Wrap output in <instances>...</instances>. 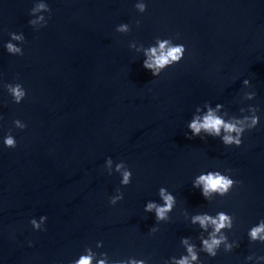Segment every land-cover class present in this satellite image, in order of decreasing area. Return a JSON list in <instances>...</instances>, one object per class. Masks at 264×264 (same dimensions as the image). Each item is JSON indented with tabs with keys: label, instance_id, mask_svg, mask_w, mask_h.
<instances>
[{
	"label": "water",
	"instance_id": "1",
	"mask_svg": "<svg viewBox=\"0 0 264 264\" xmlns=\"http://www.w3.org/2000/svg\"><path fill=\"white\" fill-rule=\"evenodd\" d=\"M162 40L187 51L153 77L143 62ZM16 83L27 90L19 104L5 87ZM209 108L259 125L239 147L223 143V129L192 136ZM9 132L16 148L4 144ZM217 171L238 183L205 199L195 181ZM161 188L175 202L157 220L145 208L164 205ZM221 211L232 227L211 257L202 241L213 226L192 221ZM261 221L264 0H0V264H175L185 239L193 264H264V242L249 236Z\"/></svg>",
	"mask_w": 264,
	"mask_h": 264
},
{
	"label": "clouds",
	"instance_id": "2",
	"mask_svg": "<svg viewBox=\"0 0 264 264\" xmlns=\"http://www.w3.org/2000/svg\"><path fill=\"white\" fill-rule=\"evenodd\" d=\"M43 7V6H41ZM136 7L140 10V12H145L147 10L146 4H138ZM30 23H34V21H30ZM128 30L127 24H121L118 28V31L126 32ZM21 37L13 35V39H20ZM7 50L10 53H18L20 49L15 45L9 43L7 45ZM187 49L183 44H171L169 40H162L159 42V50L156 47H152L147 50L146 54L148 55V59L143 62V67L149 70L153 77H158L161 75L162 71L165 69L178 64L181 62L185 56ZM245 84H248L249 81L245 80ZM8 93L13 97L15 103H21L25 97L27 96V90L20 83L16 84H7L5 85ZM220 107V105H217ZM248 119V118H245ZM251 124L248 128L240 127L238 125L242 124L243 121H237L236 123L226 122L220 116H217L215 112L209 108L208 114L203 117L201 120L199 117L194 119L190 124L189 128L191 130L192 136L199 137L201 131H205L210 136L219 137L221 135V130L225 133L222 137V141L225 145H235L237 147L241 146L243 143L242 137L246 131L255 129L259 125V117L253 116L250 118ZM15 125L21 130L27 127L26 124H21L17 119L14 121ZM235 133V135H233ZM191 139V137H189ZM203 139V138H202ZM4 144L8 148H16L17 140L11 134L8 135L4 139ZM111 160H109V164ZM123 165H117V170L119 171ZM132 171L125 170L123 172V180L121 181L124 185H129L132 181ZM237 181L228 178L225 175L217 172H209L207 174H201L195 181L194 187H200L202 185V195L205 199H207L212 192H219L221 196L226 195L229 190L232 188L234 184H237ZM160 196L164 200V205H157L155 202H149L145 208V211L151 212L155 210L157 220H164L167 218V214L172 210L175 197L172 194L166 193V190L160 189ZM123 194L119 197L114 198L111 203L115 204L116 200L123 199ZM47 217H41V221L46 220ZM193 224L199 223L201 228L207 231L209 225L213 226V232L210 233V239H204L202 241L203 249L202 251L206 252L209 256L215 257L218 252L217 249L220 247L222 243L227 240L226 236H220L217 238V233H220L225 228L232 227V217L231 215L221 211L214 216L209 214H201L193 217ZM31 224L36 228H40V224L36 222L35 219L31 220ZM249 236L252 241H261L264 242V221L258 226L251 228L249 231ZM185 245H188L187 251L188 255L183 256L181 259L176 260L175 264H193V262H199L200 257L195 251L194 245H189L188 240L185 239L183 241ZM232 245H226V251H231ZM250 258V257H249ZM93 257L92 255L81 256V258L75 262V264H92ZM99 264H105L104 260H100ZM131 264H144L143 260L137 261L132 260Z\"/></svg>",
	"mask_w": 264,
	"mask_h": 264
}]
</instances>
